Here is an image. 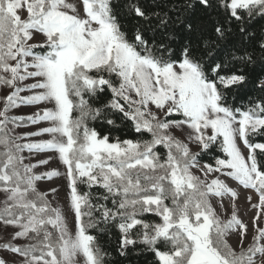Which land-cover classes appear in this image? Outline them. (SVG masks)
I'll list each match as a JSON object with an SVG mask.
<instances>
[{
	"label": "snow or ice",
	"instance_id": "6c2138e0",
	"mask_svg": "<svg viewBox=\"0 0 264 264\" xmlns=\"http://www.w3.org/2000/svg\"><path fill=\"white\" fill-rule=\"evenodd\" d=\"M151 7L127 0L117 12L113 0H0V85L11 89L0 110V225L15 229L0 248L22 258L18 264H106L89 229L110 226L124 257L142 245L154 264H264V142H254L264 138V95L234 103L249 86L264 93V26L254 29L264 21V0H154ZM37 34L44 39L33 43ZM258 60L256 73L250 69ZM26 90L33 94L21 96ZM40 103L51 106L8 115ZM25 119L47 126L9 135L8 124ZM88 121L110 126L108 134ZM129 121L151 138H113ZM45 134L50 138L16 142ZM214 146L223 156L201 164V153ZM24 150L53 152L64 172H35L53 157L25 164ZM61 176L74 234L49 199L59 189L37 187ZM221 177L255 193V202L247 197L256 210L247 245L237 190ZM93 188L103 191L94 197ZM213 198H221L216 207ZM144 214L159 221L146 222ZM233 234L239 251L228 243ZM20 238L29 242H12ZM0 264L8 261L0 257Z\"/></svg>",
	"mask_w": 264,
	"mask_h": 264
},
{
	"label": "rangeland",
	"instance_id": "374dc122",
	"mask_svg": "<svg viewBox=\"0 0 264 264\" xmlns=\"http://www.w3.org/2000/svg\"><path fill=\"white\" fill-rule=\"evenodd\" d=\"M69 2H73V0H69ZM44 39V37L42 35L37 34L34 37V40L32 41L33 43H39L42 42ZM34 80L29 79L27 81L21 82L20 86L21 87H25L27 84H31L33 83ZM11 91L10 88L0 85V110H3V97L6 96L9 92ZM33 94L32 91L30 90H26L22 93H20L21 96H27V95H31ZM50 107L51 105H47L45 103H40V104H35V105H29V104H21L19 107L17 108H12L9 110L8 115L9 116H14V117H28L33 115L34 113H36L37 111H39L40 109H43L44 107ZM27 120V119H25ZM47 126V122H41L39 124H31L28 120L27 123L25 124H21L19 123V126H16V124L13 123H9L8 124V129H10L11 131L9 132V135L12 136H24L26 133H30V132H36L39 130V128L41 127H45ZM173 133L180 139H185L183 133L180 130H176L173 129L172 130ZM50 137L45 134L43 136H34V137H28L24 140H19L16 141L17 143H26V142H30V141H35V140H40V139H49ZM190 148L192 149L193 152H197L199 151L198 146L190 144L189 145ZM1 149L2 146H0ZM165 150V149H164ZM166 151V150H165ZM24 157V163L28 164V163H35L36 160L38 159H45L49 156H52L53 158L49 161V163L45 166L42 167H38L36 169H34L35 172L40 173V172H45L51 169H56L58 171H60L61 173L64 172L65 170V166L56 158V155L53 152H43V153H30L28 150H24L23 153H21ZM201 163V162H200ZM203 164V163H201ZM193 171L195 172L196 170L193 169ZM199 174V173H197ZM222 179H225V182L227 184H229L230 187H233L237 190L238 193V197L236 199V204L239 208V212L238 215L239 217L249 226V231L247 233V239L245 240V245L251 243L252 240V236L254 234L253 232V225L252 223H247L245 221V219L243 218V215L241 213L242 207L245 204L244 202L247 200V197L249 195L253 196V200L255 202L256 200V196L255 193H253L251 190L248 189H244L242 186H239L237 184V182L233 181L231 178H224L221 177ZM37 187L39 188V190L41 191H48L49 188H58V194L56 196H53L51 193H49V199L53 201V206H59L62 210V212L64 213L65 217H66V222L68 224V228L69 231L72 232L74 234V213L71 212L70 210V205L66 199V181L65 179L61 176V177H55L52 180H43V181H38L37 182ZM243 197V198H242ZM4 199V195L2 193H0V201H2ZM221 198H213L212 199V204L214 207L217 206L218 200H220ZM223 202L225 207H228V203L230 200V197H223ZM247 203L248 200H247ZM217 211L218 212H222L223 209L217 207ZM231 209L229 208V213H230ZM252 221V218H251ZM261 226H264V224H261ZM15 231V229H13L12 227H8V228H4L2 225H0V237H4V238H11L12 240V233ZM25 238H20L18 240L12 241L13 243H17V244H22L24 242ZM228 243L235 248L237 251H239V236L238 235H230L228 238ZM0 257H3L4 259H6L8 261V264H18V261L22 258L18 257L16 254H13L7 250H4L2 248H0ZM78 259H82L79 258ZM257 264H259L258 258H257Z\"/></svg>",
	"mask_w": 264,
	"mask_h": 264
},
{
	"label": "trees",
	"instance_id": "16d2710c",
	"mask_svg": "<svg viewBox=\"0 0 264 264\" xmlns=\"http://www.w3.org/2000/svg\"><path fill=\"white\" fill-rule=\"evenodd\" d=\"M141 4L148 7L150 10L152 9V5L154 3V0H140ZM158 2L163 5L166 2H170V0H158ZM127 3V0H113L114 4V9L117 12H120L122 10V6ZM125 24H128L129 21H122ZM264 26V21H259L257 24L254 25V29H259L260 27ZM223 47V45H222ZM250 70H254L256 73H259L260 71V61H257V64L252 66ZM236 94V99L234 103L236 106H240L241 104H247L249 98H257L259 96L264 95V93H260L258 90L253 89L251 86H249L246 90L235 93ZM87 99V97H86ZM103 102V98L100 100H97L95 102L90 101V103H93V106H98L99 103ZM232 101L230 100V103ZM78 115L77 112L73 113V116ZM173 119H178L180 118L179 116H174L172 117ZM27 123V120H24L21 124ZM119 123V122H118ZM88 126L91 128H95L98 132H100L102 135L103 134H108V130L110 126L101 124L99 121H88ZM112 137L119 136L121 139H150L151 136L148 133H144L143 135L137 134L134 129L131 126V122H126L123 125H120V130L115 131L113 130L111 132ZM254 142H264V138L261 137H256ZM158 151L161 152L163 155L166 151L162 146H158L157 148ZM0 151H3V149L0 148ZM213 156H223V153H221L217 147H213L211 149L210 153H201V156L199 158V162L201 163H214ZM81 193L88 192L89 189L85 185H80ZM93 196L95 197L96 194L102 192L103 190L100 188H93L91 189ZM97 201L95 198L93 199V203H96ZM108 207H112L111 201L109 200L108 202ZM98 215V213H97ZM143 219L146 222L149 223H154L158 222L159 218L155 216V214H144ZM100 227H104V225H100ZM139 227L137 228L136 231H139ZM89 232L93 235L97 236V242L101 249L107 253L105 256V261L106 264H154V256L152 253L148 251H140V249L143 247L138 246L137 248L130 249L129 255L127 257L120 256L119 252L117 251L116 248V239L115 237L118 236V231L114 226H110L109 230L107 232L101 233L99 228L96 229H89ZM11 241V238H4L0 237V244H3L5 242ZM29 241L26 239L24 242L21 244H26ZM139 252V254H135Z\"/></svg>",
	"mask_w": 264,
	"mask_h": 264
},
{
	"label": "bare ground",
	"instance_id": "6f19581e",
	"mask_svg": "<svg viewBox=\"0 0 264 264\" xmlns=\"http://www.w3.org/2000/svg\"><path fill=\"white\" fill-rule=\"evenodd\" d=\"M243 198V197H242ZM254 202V200H253ZM245 204L242 207L241 213L243 218L247 223H252L251 218L255 216L256 210L251 207L250 203H247V200L244 202Z\"/></svg>",
	"mask_w": 264,
	"mask_h": 264
}]
</instances>
